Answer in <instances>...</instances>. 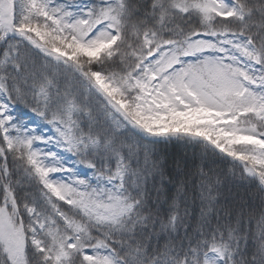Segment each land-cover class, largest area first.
Here are the masks:
<instances>
[{
	"label": "snow or ice",
	"instance_id": "snow-or-ice-1",
	"mask_svg": "<svg viewBox=\"0 0 264 264\" xmlns=\"http://www.w3.org/2000/svg\"><path fill=\"white\" fill-rule=\"evenodd\" d=\"M0 264H264V0H0Z\"/></svg>",
	"mask_w": 264,
	"mask_h": 264
},
{
	"label": "trees",
	"instance_id": "trees-1",
	"mask_svg": "<svg viewBox=\"0 0 264 264\" xmlns=\"http://www.w3.org/2000/svg\"><path fill=\"white\" fill-rule=\"evenodd\" d=\"M168 152L172 155H179L181 152V149L177 146H169L168 147ZM254 190L250 189H243L241 188L239 191V194L245 199L248 200L249 202H252L255 200L258 203V197L253 195ZM256 219L258 217L254 218L251 223L249 224V228L254 232L256 230Z\"/></svg>",
	"mask_w": 264,
	"mask_h": 264
}]
</instances>
